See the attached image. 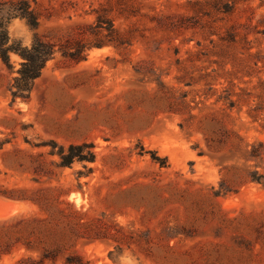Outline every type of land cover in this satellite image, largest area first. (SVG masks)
<instances>
[{
	"label": "rangeland",
	"instance_id": "1",
	"mask_svg": "<svg viewBox=\"0 0 264 264\" xmlns=\"http://www.w3.org/2000/svg\"><path fill=\"white\" fill-rule=\"evenodd\" d=\"M17 1L11 43L53 53L15 98L23 60L0 59V225L38 214L6 194L44 189L100 231L88 264H264V0H24L36 28ZM83 143L94 162L56 167Z\"/></svg>",
	"mask_w": 264,
	"mask_h": 264
},
{
	"label": "trees",
	"instance_id": "2",
	"mask_svg": "<svg viewBox=\"0 0 264 264\" xmlns=\"http://www.w3.org/2000/svg\"><path fill=\"white\" fill-rule=\"evenodd\" d=\"M14 13L8 18L20 17L29 26L38 25L36 14L30 9L28 2L19 0L14 3ZM15 53L22 58L18 77L14 79L15 91L13 97L22 95L27 89L25 83L39 77L45 62L51 57L50 45L34 40L31 48H23L17 42H12L8 36L6 26L0 25V59L10 65V54ZM57 147L55 144L52 148ZM91 144L69 145L66 149L58 146L57 152L50 151V155H57L59 169L69 167L73 163L94 162L95 154L90 150ZM264 181V176H251V181ZM264 185V182H263ZM6 194L8 198L29 202L38 208L37 215H20L12 222L0 225V256L10 253L13 247H24L27 251L37 255L21 257L16 264H88L74 251V245L80 240L94 242L101 240L100 231L94 222L83 221L84 214L74 209L69 203H62L58 197L44 189H37L34 194L27 195L26 191ZM65 204V207L61 206ZM116 226V225H115ZM109 236L117 243L116 249L122 250L123 243L129 247L127 235L122 227H115ZM128 239H131L130 237ZM139 245L138 242H134Z\"/></svg>",
	"mask_w": 264,
	"mask_h": 264
},
{
	"label": "bare ground",
	"instance_id": "3",
	"mask_svg": "<svg viewBox=\"0 0 264 264\" xmlns=\"http://www.w3.org/2000/svg\"><path fill=\"white\" fill-rule=\"evenodd\" d=\"M3 203H4V202H3ZM5 203H6V202H5ZM15 204H18V203H15ZM7 207H9V206H7ZM16 207H18V205H17ZM16 207H15V208H16ZM15 210H16V209H15ZM15 210H14V212H15ZM11 214H12V213H11Z\"/></svg>",
	"mask_w": 264,
	"mask_h": 264
}]
</instances>
